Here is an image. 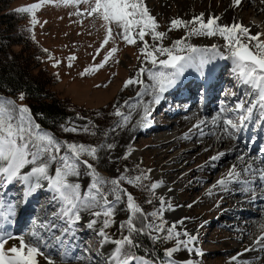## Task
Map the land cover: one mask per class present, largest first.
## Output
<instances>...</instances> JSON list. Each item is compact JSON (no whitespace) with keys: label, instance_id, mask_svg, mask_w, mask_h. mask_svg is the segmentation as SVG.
<instances>
[{"label":"snow or ice","instance_id":"snow-or-ice-1","mask_svg":"<svg viewBox=\"0 0 264 264\" xmlns=\"http://www.w3.org/2000/svg\"><path fill=\"white\" fill-rule=\"evenodd\" d=\"M55 2L58 0H38L37 3L19 7L16 11L30 13L31 24L35 25L38 23L36 10L45 3ZM59 2L75 6L76 15L98 20L101 22V27L105 29L103 41L96 49L97 55L101 49H104L103 59L85 68L80 75L99 70L110 58H113L118 52L117 36L128 45L136 44L137 40L141 41L140 53L143 61H150L151 67L142 65L138 69L137 78H129L125 81V86L133 83L144 85L145 81L140 77L147 74L149 83L138 94L151 97L144 104L142 122L146 121L152 105L160 104L165 93L183 86L187 70L194 69L199 76L205 78V81L210 79L215 71V67L210 65L218 56L232 61L236 79L241 86L250 89L247 92L249 97L247 102L241 99L235 104L239 123L233 122L230 118H224L223 123L219 125L222 130L221 139L238 138L234 134L244 131L248 122L255 123L264 129V40L259 39L262 33H251L250 28L240 21L234 20L229 24L218 23L220 17L215 15H210L206 19L205 14L201 12L193 15L190 20L173 18L170 20V27L185 28L186 36L189 37L192 35L211 37L219 34L226 42L227 53L221 52L213 44L211 48L214 55L205 56L206 48L200 49L195 45L187 44L184 38L175 40L170 47H165L162 43L153 44L149 50L150 46L145 36L150 35L154 41H162L166 33L158 30L159 22L150 13L143 0H59ZM81 4L86 6L81 8ZM241 4L242 0H231L234 8ZM32 39L35 40L34 34ZM109 40L112 41V46L105 48ZM253 41L256 42L254 48L250 46ZM42 51L48 53V49H42ZM158 55L166 58H158ZM49 59H53L51 54ZM68 59L69 67H71V61L76 57L72 55ZM59 63V60H55L54 66ZM25 98L26 93L22 90L17 92L16 99L0 95V264H40L41 257L46 264H55L53 254L60 255L62 260L72 259L68 251V248L72 247L71 242L69 241V244L65 246V240L69 236L75 239L76 226L82 220V212H87L91 217L84 225L89 230L95 229L97 220L103 217L102 227L96 230L100 237L101 249L109 243L114 246L105 255V264H157L155 258L137 256L135 250L143 247L137 239L141 235H147L160 242L175 240L174 246L164 249V254L168 258L166 264H176V260L172 257L181 248L197 256L203 255L202 249L195 247L198 235L186 229L177 230V224L182 225L185 219L190 218H182L166 226L167 222L162 215L166 203L163 197L159 198L161 202L159 209L146 213L133 193L123 186L126 183L129 186L153 192L161 182L151 181L148 175L151 169H141L139 165H134L133 168L137 174L131 175L132 170L125 165L122 172L117 169V176L107 177L97 170L93 162H90L98 161L101 151L108 152L109 162H111V150L116 147V144L107 143V138L117 128L122 129L128 125L131 120L130 113L125 114L116 109L115 114L122 117V120L115 122L114 126L107 131H101L91 122L82 127L60 125L64 132L82 131L91 135L99 133L104 137V142L90 145L60 139L43 129L33 117L30 107L17 102ZM125 103L127 104V101ZM202 123L203 121H198L194 127L199 129ZM216 124L217 121L214 119L213 125ZM200 135H204L203 131ZM131 152L132 148L129 147L116 159H127ZM226 155L225 152H217L209 157V163L216 162ZM236 159L239 165L232 164L212 187L228 192L233 190L230 185H234L241 195H250L249 202L254 203L256 199H264V150L261 152L259 163L256 158L246 155H237ZM82 175L89 178V183L83 190L80 182ZM145 180L148 181L147 184L144 183ZM10 185L21 187L25 203L29 197L40 191L48 193L46 198L48 207L45 215L39 223H35L33 218L34 226L28 233L27 242L23 234H13L3 228L5 223L13 222L16 215L14 202L5 204L3 198ZM208 194H212L211 189ZM109 196L112 199H109ZM122 202L126 203L128 218L119 224L120 237L114 238L105 230L115 223L116 208ZM259 227L264 229V223ZM56 232H60V235L57 236ZM8 241L12 243L6 248ZM58 245L65 246L64 250L61 251ZM248 250L245 249V251ZM231 261H237V256H232ZM181 264H197V262L185 259L181 261Z\"/></svg>","mask_w":264,"mask_h":264},{"label":"rangeland","instance_id":"rangeland-1","mask_svg":"<svg viewBox=\"0 0 264 264\" xmlns=\"http://www.w3.org/2000/svg\"><path fill=\"white\" fill-rule=\"evenodd\" d=\"M217 1L218 0H143V3L148 6L150 13L155 16L159 22L158 30L166 33L162 41H154L150 35H146L145 40L150 46L149 50H151L153 44L162 43L163 46L170 47L177 39L184 38L185 42H189L194 41L196 38H201L203 39L202 41H212L215 44L220 43V51L227 52L228 50L225 47L226 42L219 34L211 37L207 35H192L189 37L186 36L187 30L185 28L181 27L179 29H174L170 27V20L173 18L179 17L184 20H190L193 15H198L201 12L204 14L205 12L211 11L212 13H216L217 8L215 6ZM37 2L38 0H16L12 4V7L19 8ZM85 6L84 4L80 5L81 8ZM35 15L38 23L35 25L31 24L35 39L44 49H48V53H45L43 58V63L47 69H49V72L57 79V81L54 80L56 83L52 84L51 88L60 98L65 99L67 103L73 104L74 107L71 106L72 111L75 109L72 116L67 121V126L75 125L77 127H82L88 125L89 122L92 124L96 121L97 123L98 116L100 114H105V118L109 119L104 129V131H107L110 127L114 126L115 122L122 120V117L115 114L116 109L126 114L129 110L132 98L143 91L146 86V73L140 77L145 81L144 85L133 83L125 86L126 80L129 78H137L139 75L138 69L142 65L151 67L150 61H143V57L140 53V48L142 47L141 41L137 40L136 44L128 45L117 36L116 46L118 52L114 54L113 58H110L99 70L80 75L85 68L91 67L94 63H99L105 54L104 49H101L98 55L96 53V49L100 47L105 34V29L101 27V22L93 20L91 17L85 16L82 18L76 15L75 6L65 5L59 2V0L55 3L43 4L36 10ZM29 16L31 21L30 13ZM247 21L260 25V20L252 15L248 17ZM218 23L223 22L219 20ZM259 39L262 40L261 37H259ZM205 41L203 45H207L204 44ZM253 42L250 43V46L254 48V43L256 42ZM111 46L112 41L109 40L105 48ZM16 49L20 48L16 47ZM49 54H51L53 59H49ZM72 55H75L76 59L71 61V67H69L68 58ZM204 55L207 56L206 53H204ZM158 58L166 57L158 55ZM55 60H59L60 63L54 66ZM230 67V60H227L223 67L225 70L223 73L226 77L217 87L213 101L210 102L206 100L205 92H203V85L201 84L198 87L199 91H197V97L195 98L197 101L194 103L204 104L207 108L206 111H197L207 114L210 118L212 114H223V119L230 118L233 122L239 123V115L238 111L235 110V104L241 99L247 102L249 99L247 92H249L250 89L242 88L237 79H232L228 76L233 69V67ZM194 74L200 77L194 69H191V72L188 71L185 73L183 83H188L193 78L192 76H194ZM169 92L171 96L172 93L174 94L176 91L173 92V90H170ZM166 95L167 93L164 94V96ZM7 97L13 99L17 98L15 96ZM168 97L169 96H166L165 99ZM200 97L202 98L198 99ZM192 100L194 101V99ZM126 101L127 104L125 103ZM177 101H180L179 98H177ZM17 102L23 103V101ZM165 102L166 101L163 102L162 99L160 104L163 105H152L150 114L148 115L150 118L152 112H155L153 119L159 125L157 129L146 131L142 128V121L138 124L134 136L130 139L128 142L129 145L125 149L126 151L129 147L132 148V152L127 159L111 160L110 166L104 167V163L102 164L101 162L105 161L104 157L106 152L101 151L99 152L100 159L90 162H93L97 170L107 177L117 176V169L122 172L125 165L132 170L131 175L137 174L133 168L134 165H139L141 169H151V172L148 173L151 181L161 182L160 186L153 192L146 191L144 197L136 198V200L140 199L137 202L144 212L151 213L154 209L160 208L161 202L159 198L163 197L166 203L162 215L167 222L166 226H170L173 221H179L182 218H190L185 219L182 225L177 224V230L183 231L186 229L191 233L192 229H196L195 234L198 235V241L195 243V247L203 251L202 256H197L181 248L179 252L173 254L172 259L176 260V264H181V261L185 259H192L196 261L197 264H227L228 256H232L233 253L237 254L235 247L245 241L243 239L236 240L234 237H231V235H238L239 233L238 231L232 233L231 226L233 223L237 222L239 218L230 216L232 215L231 213H229V216L224 215V213L228 211V206L227 204L225 205L226 202L222 203L223 193H221L222 191L220 189L212 187L220 176L224 174V168L227 163L220 162V160L225 156L211 163H209V157L217 152H225L235 158L237 155L247 153L245 151L249 150L250 153H247L248 157L255 155L258 159L261 158V152L264 150V142H255L259 136H261L260 139L262 140V129L257 124L248 122L244 131L236 132L234 135L238 138L235 140L238 146L242 145V149H240L238 153L235 149H233L234 151L230 149L228 152L223 150L225 145H222L220 148L221 150L216 153L212 151L209 154L198 147L197 149L189 151L187 156L183 155L179 159H176V162L173 164L163 168V161L154 158V155L160 150L158 148L156 149L154 146L155 142L160 139L158 137L161 136V134L163 135L164 132L168 130L169 132H179L181 129H185V126L179 127L176 124L170 125V123L172 124L176 119V115L173 112L176 111V109L178 110V105L182 106V104L176 103L170 107L168 106V108H163V106H166ZM195 106L196 105H194L193 108H195ZM97 113H99V115H97ZM224 113H226V116ZM222 123L223 121H221L219 125ZM219 125L217 126L218 128L220 127ZM43 129L47 130L46 128ZM118 130L119 128L108 136L107 143H111L114 136L118 133ZM188 130L190 131V129H187V131ZM81 132L71 133L63 131L59 133V135H54L63 140L90 145L104 142L103 136L92 137L93 140L85 141L86 138L83 135L86 134ZM192 135L193 134H189L187 137L188 139L186 138L183 140L184 142L177 143V145L168 152L167 158H165L164 161L170 158L172 159L184 148L191 149L193 144L199 143L197 139H194L197 136ZM171 166L175 167L173 168L174 171L177 170L175 173L176 175L173 177H169L168 172L165 171L166 168ZM80 181L82 182L83 190L87 187L89 178L82 175ZM144 183L147 184L148 181L145 180ZM123 186L129 192H132L134 197L136 196L133 192L134 189L142 191V189L129 186L126 183ZM230 187L235 188L234 185H230ZM164 189L169 192V195L160 193ZM210 189L212 191L211 195L208 194ZM258 191L260 190L258 189ZM46 194L45 197L41 198L40 203H44L43 200L45 201L48 196V193ZM109 199H112V197L109 196ZM148 201L151 202L149 203ZM169 205H171V207H169ZM188 205H191V207H188ZM241 208L246 209L245 211L249 212V216L251 217L254 215H256L254 217H257V215H259V217L264 216L263 212L260 210L263 209V205L261 204L255 206L245 205ZM239 210L241 211V209ZM81 215L85 218L89 214L87 212H82ZM127 218L128 212L126 211V203L122 202L117 205L114 216L115 223L105 231L108 232L110 236L119 238L121 235L119 224ZM249 219L251 220L252 218ZM102 220L103 217L99 218L95 225V229L89 230L84 226L87 220L82 218L76 226L79 230L76 229L75 235L78 237L83 235L82 233L85 230H89L85 237H83L85 239L79 240L78 242H81V245L90 243L89 246L92 244L91 247L88 246L83 248V251H79L80 253L78 255L80 259L77 258L73 261L62 260L60 255L53 254L52 258L55 264H105V255H101L100 252L102 250L107 252V244L101 249L100 237L96 231L102 227ZM247 234L250 235V233ZM56 235L59 236L60 232H56ZM249 235L247 238H249ZM71 238V236L66 238L65 246H67L66 244ZM181 239H184V237H181ZM160 243L163 244L162 249L164 256L157 260V264H161V262L166 264L168 258L164 254V249L174 246L175 240ZM110 245L112 249L114 246L112 244ZM5 247H8V243ZM60 249L61 251L64 250L62 246H60ZM68 249L70 250V248ZM94 252L97 253V256L93 255ZM45 254L47 255V253ZM86 260H89V263ZM40 264H46L42 257L40 258ZM237 264H247V262L241 261Z\"/></svg>","mask_w":264,"mask_h":264},{"label":"bare ground","instance_id":"bare-ground-1","mask_svg":"<svg viewBox=\"0 0 264 264\" xmlns=\"http://www.w3.org/2000/svg\"><path fill=\"white\" fill-rule=\"evenodd\" d=\"M217 11L216 13H212L211 12H205L206 15V19L210 16V15H215V16H219L220 20L223 22V24H229L232 23L234 20L236 21H242L244 23V25L248 26L250 28L251 33L255 34L257 32L259 33H263L264 31V0H242V4L239 7H232L231 5V0H218L216 2V6ZM252 15L254 17H257L260 20V25L254 23V22H249L248 17ZM200 36V35H199ZM262 40H264V33L260 36ZM203 39L201 38H196L194 41H189L186 42L187 44H191V45H195L196 47L200 48V49H207V52H205L207 54V56H213V50L211 48V45L215 44L212 41H205L204 44L207 45H203L202 41ZM255 42V41H254ZM253 42V43H254ZM255 44V43H254ZM217 46V48L220 50V43H216L215 44ZM223 46V45H222ZM227 53V52H225ZM227 61V59H221L219 57H215L212 61V65L210 66H214L215 67V71L214 74L212 75V77L210 79H207V81H205L204 77H198L196 74H194V76H192V80L189 83L183 84L182 87H178L175 89H172L173 92H175L174 94L172 93L171 97L170 96V92H167V94L169 95V98L165 99L166 97L163 98V102L166 101V106H163V108H168V106L170 107L171 105H174L176 103L182 104L178 105V110L176 109V111H174L173 113L177 116H175V120L173 121V123L170 125H178L179 127H184L185 129H181L179 132H169V130L167 132H164V134L161 136H159L158 139L154 146L156 147V149H160L157 151V153L154 155V158L156 160H162V167H167L170 164H173L174 162H176V159H179L181 156H187L189 153V151L197 149L198 147H200L202 149V151H206L205 153L209 154L212 151L213 152H217L219 150H221V146L225 145L223 150H226L228 152V150L232 149V151H234L233 149H235V151L238 153V151L240 149H242V145L238 146L237 142L235 139H229L227 137H224L223 139H221V135H222V130L221 128L217 127L219 125V123L221 121H223V114H212V117L210 118L207 114H203L200 111L205 110V106L204 104H198V103H194L196 102L195 98L197 97V91H199L198 87L202 84L205 87V91H206V100L207 101H212L213 97L215 95V91L217 89V87L224 81V78L226 77L223 73V71H225L223 69L225 62ZM229 61V60H228ZM230 66L234 68V65L232 64V61L230 60ZM230 67V68H231ZM191 72V69L187 70L186 72ZM199 75V74H198ZM229 77H231L232 79H236V76L232 71L230 72V74H228ZM145 79H146V86L149 83L148 81V77L147 74L145 75ZM145 86V87H146ZM242 88H246L245 86H242ZM142 92V91H141ZM140 92V93H141ZM177 98H179V102L177 101ZM151 97L149 95H144V96H140L137 95L134 98H132L131 103H130V107L129 110L126 114L130 113L131 114V120L128 123V125L124 128H119L118 133L114 136V138L112 139L111 143H115L116 147L111 150V160H115L117 157H120L123 152L125 151L126 147L129 145L128 142L130 141V139L134 136L136 130H137V126L139 123H141V116L143 114V107L145 102H147L148 100H150ZM194 99V101L192 100ZM191 100V101H190ZM155 105V104H154ZM159 105H163V104H158ZM195 106V108H193L192 106ZM176 108V107H175ZM188 112H187V111ZM200 110V111H197ZM187 112V113H185ZM182 113V114H181ZM227 113V112H226ZM226 113L225 116H226ZM151 115H155V112H152ZM210 118V119H209ZM216 119L217 124L214 126L213 125V120ZM198 121H203L202 124H200L199 129H197L196 127H194V125L197 124ZM145 123V122H144ZM143 124V122H142ZM151 124H147V128L150 127ZM159 125H155L150 127L149 130L153 131L154 129H157ZM187 129H190V131ZM203 131L204 135H200V132ZM231 131V129H230ZM181 133V134H179ZM189 134H193L196 135L197 137H195L194 139H197L199 143H195L193 144L191 147V149H183L178 155H175L172 159L170 158L169 160L164 161L165 158H167L166 156L168 155V152L171 151L173 149V147L175 145H177V143H181L184 142L183 140L186 139L188 137ZM192 135V136H193ZM191 136V137H192ZM261 136L258 137V139L256 140L255 143H258L259 141L264 142V129H262V140L260 139ZM188 139V138H187ZM154 148V147H153ZM187 148V147H186ZM200 149V150H201ZM210 151V152H209ZM106 152V151H104ZM248 154L250 153V151H245ZM203 153V152H201ZM247 153H242L240 155H246L248 156ZM213 154V153H212ZM215 155V154H214ZM251 157H254L257 159V163H259V159L257 158V156L255 155H251ZM250 157V158H251ZM260 157V156H258ZM226 159V160H225ZM104 162H101L104 167H108L110 166L111 162H109V154L108 152H106L105 157H104ZM220 162L223 163H227L225 165L224 168V174L229 170L230 166L232 164H237L239 165V161H237L236 157L233 158L230 155H226L224 158H222L220 160ZM172 167V166H171ZM166 168V172H168L169 177H173L176 174V171H174L173 168H175L174 166L171 168ZM223 171V170H222ZM221 177V176H220ZM81 182V181H80ZM82 183V182H81ZM19 186V185H16ZM20 187V186H19ZM15 187V185H10L8 187L7 194L5 197V200L8 202H11L12 200H16L17 198H21V195H19V193L14 192L15 188L16 190H20V188ZM233 190L232 191H220L222 194V203L226 202L225 205L227 204V209L228 211H226L224 213V215L229 216V213H231L232 215L230 216H234L236 218H239V220L235 223H233L232 226V233H234V231H238V235H231V237H234L236 240H241L243 239L245 242L241 243L240 245H238L237 247H235V250L237 252V254L239 253V255L237 254H232V256H237V261H231V257L232 256H228V263L227 264H237L240 263L241 261L243 262H247V264H264V229H261L259 227L260 224L264 223V216L263 217H259V215H257V217H254L256 215H254L253 217L249 216V212L245 211L246 209L241 208L242 206L245 205H257V204H261L263 205V209H260L263 214H264V199H256L254 203L249 202L250 201V195L249 196H243L240 194V192L238 190H236L233 187H230ZM12 191V192H11ZM261 191V190H260ZM16 193V194H15ZM46 191H40L38 192L36 195L29 197L27 203L24 202V205L27 206L26 210H31L33 211L34 209V213H36V211H41L42 215L39 218L38 223L43 219L44 215H45V211L47 209V204H46V200L39 205V203H37V200L45 197L47 194ZM160 193L163 194H167L169 195V192H167V190H162ZM6 202V203H8ZM36 203V204H35ZM251 208V206H250ZM241 209V211L239 210ZM261 216V215H260ZM16 218V215L15 217ZM83 219H86L87 221L91 218L90 215H87L85 218L82 216ZM249 218H252L251 220ZM24 223V221L22 220V216L19 218H16L15 220L13 219V222L11 223H5L3 225V227H9V226H13L15 225L16 229L20 228L21 225ZM78 229V228H76ZM79 230V229H78ZM89 232V230H85L82 234L77 237V235H75V239H70L71 245L72 247H69L70 250L69 251V255L72 256V259H74L73 257L75 256V254H77L79 251L81 252L83 248L88 247L89 244L88 243H84L83 245H81L78 241L79 240H83L85 238V235ZM191 233L195 234L196 233V229H192ZM247 233H250L247 234ZM27 235V234H25ZM249 235V238H247ZM26 240V239H25ZM28 241V240H26ZM12 241H8V247L11 246ZM69 242L66 244L68 245ZM92 245V244H91ZM91 245L89 247H91ZM60 247V246H59ZM63 248L65 246H62ZM107 252L108 253L111 250V245L107 244ZM234 249V248H233ZM245 249H249L248 251H245ZM103 251V250H102ZM104 252V251H103ZM95 255V254H94ZM85 260V259H83ZM89 263V260H86ZM105 263V262H104Z\"/></svg>","mask_w":264,"mask_h":264},{"label":"trees","instance_id":"trees-1","mask_svg":"<svg viewBox=\"0 0 264 264\" xmlns=\"http://www.w3.org/2000/svg\"><path fill=\"white\" fill-rule=\"evenodd\" d=\"M15 1L0 0V95L17 97L18 91H24L26 98L23 103L30 107L36 122L59 135L63 132L60 125H67L75 109L72 111L73 104L67 103L52 90L51 85L57 79L43 63L44 47L32 39L34 32L29 13H18L17 8L12 7ZM108 120L105 114H100L97 123L95 121L92 125L104 131ZM81 133L86 134H81L85 141L102 136L99 133ZM133 192L135 198H140L145 196L146 191L134 189ZM137 239L143 245L135 250L137 256L157 260L164 256L162 243L147 235L138 236Z\"/></svg>","mask_w":264,"mask_h":264}]
</instances>
